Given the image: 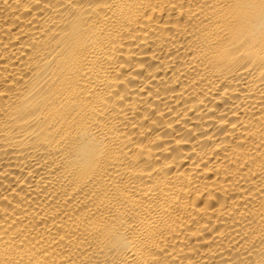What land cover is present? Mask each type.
Returning <instances> with one entry per match:
<instances>
[{"label": "bare ground", "instance_id": "6f19581e", "mask_svg": "<svg viewBox=\"0 0 264 264\" xmlns=\"http://www.w3.org/2000/svg\"><path fill=\"white\" fill-rule=\"evenodd\" d=\"M0 264H264V0H0Z\"/></svg>", "mask_w": 264, "mask_h": 264}]
</instances>
